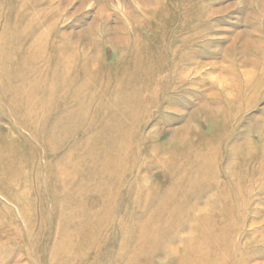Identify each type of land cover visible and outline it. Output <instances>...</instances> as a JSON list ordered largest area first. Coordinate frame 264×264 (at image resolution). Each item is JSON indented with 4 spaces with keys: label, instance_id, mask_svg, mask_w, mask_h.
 <instances>
[{
    "label": "rangeland",
    "instance_id": "obj_1",
    "mask_svg": "<svg viewBox=\"0 0 264 264\" xmlns=\"http://www.w3.org/2000/svg\"><path fill=\"white\" fill-rule=\"evenodd\" d=\"M0 264H264V0H0Z\"/></svg>",
    "mask_w": 264,
    "mask_h": 264
}]
</instances>
